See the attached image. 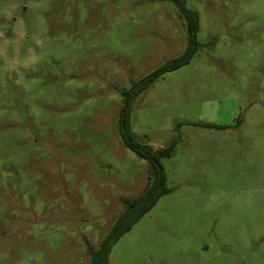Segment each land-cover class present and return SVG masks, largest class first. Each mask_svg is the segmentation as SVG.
Here are the masks:
<instances>
[{"label": "rangeland", "instance_id": "374dc122", "mask_svg": "<svg viewBox=\"0 0 264 264\" xmlns=\"http://www.w3.org/2000/svg\"><path fill=\"white\" fill-rule=\"evenodd\" d=\"M201 45L127 104L169 189L109 264H264V0H186ZM175 0H0V264H92L154 176L122 90L187 44Z\"/></svg>", "mask_w": 264, "mask_h": 264}, {"label": "trees", "instance_id": "16d2710c", "mask_svg": "<svg viewBox=\"0 0 264 264\" xmlns=\"http://www.w3.org/2000/svg\"><path fill=\"white\" fill-rule=\"evenodd\" d=\"M187 20L188 41L184 51L177 57L168 59L164 64L157 67L149 75L133 82L127 90H122L125 98L124 120H120V134L124 144L129 147L138 157L151 163L154 169V176L147 184L144 191L135 197H125L123 199L125 208L114 222L110 231L101 239L98 247L91 249L92 264H109L108 256L115 241L127 230L134 222L146 214L159 200V198L169 191L165 185L164 170L161 168L160 160L163 157L171 156L177 138L164 147L154 148L150 145L140 143L134 134L130 121L127 117V104L131 103L150 83L157 77L175 70L188 63L200 47L198 40L199 14L197 11L186 6V0H175ZM123 120V121H122Z\"/></svg>", "mask_w": 264, "mask_h": 264}, {"label": "water", "instance_id": "95a60500", "mask_svg": "<svg viewBox=\"0 0 264 264\" xmlns=\"http://www.w3.org/2000/svg\"><path fill=\"white\" fill-rule=\"evenodd\" d=\"M124 116H125V113H123V115H122V119H123V120H124ZM123 120H122V121H123Z\"/></svg>", "mask_w": 264, "mask_h": 264}]
</instances>
